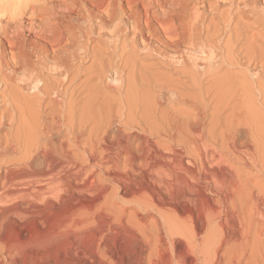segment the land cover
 <instances>
[{
    "label": "bare ground",
    "instance_id": "6f19581e",
    "mask_svg": "<svg viewBox=\"0 0 264 264\" xmlns=\"http://www.w3.org/2000/svg\"><path fill=\"white\" fill-rule=\"evenodd\" d=\"M109 53L115 96L101 84L99 97ZM148 54L168 71L140 64ZM82 71L84 89L100 83L77 82V109ZM0 88V231L67 205L140 242L139 264H264V0H0ZM164 88L183 112L160 107ZM23 89L37 97L25 109ZM78 112L99 118L81 130ZM10 245L0 264L23 252Z\"/></svg>",
    "mask_w": 264,
    "mask_h": 264
},
{
    "label": "rangeland",
    "instance_id": "374dc122",
    "mask_svg": "<svg viewBox=\"0 0 264 264\" xmlns=\"http://www.w3.org/2000/svg\"><path fill=\"white\" fill-rule=\"evenodd\" d=\"M233 1H235V2H238L239 0H233ZM125 37L124 38H126L127 37V35H124ZM129 36L130 35H128V37L127 38H129ZM123 38V37H122ZM126 38V39H127ZM126 39H124L123 41H128V39L126 40ZM121 41H122V39H120ZM225 40V39H224ZM109 52H112V51H109ZM111 54H114L113 52L111 53ZM109 55H110V53H109ZM108 55V56H109ZM152 55H153V57H152ZM148 54L147 55V57H146V55L145 56H142V59H140L139 61H140V64H143V66L144 67H146V68H148L149 70H151V68H152V70H154L155 68H157V69H159V70H162V71H168V70H166V69H168L166 66H161L159 63H161L162 62V60H160V58L158 57V56H156V55H154V54ZM154 56H156V57H154ZM115 61V62H117V58L114 56L113 57V55H110L109 57H108V59H107V65H105V66H108L107 68H109L110 70H106V67H105V70L104 71H106V73L105 74H108V75H105L104 74V76L107 78V80H106V78L103 76V79L105 80H101V83H100V80L98 81L97 79H94V80H96V81H92V82H89L88 83V86H87V88L88 89H84L83 88V81H84V77H85V73L83 72L84 70H85V68H87L88 66H89V62L90 61H88V62H86V65H85V63H84V65L83 66H86V67H83L84 68V70L82 71V78L80 77L79 79L80 80H76L75 82H73L72 84H73V86H75V87H73L72 86V84H71V86H70V88H68V91H69V89L70 90H72V91H74V88H75V90H76V88L77 87H79V85H80V88L82 87V91L83 90H85V91H83V92H81V93H84V92H86V90L87 91H89V85H91V87L93 86H95L96 85V82L98 81L100 84H98L97 83V85H96V88H97V90H98V92L103 88V90L105 91L106 90V88L105 87H107L108 88V86H107V84L108 85H110V80L108 79V77L109 76H112L111 74H113V72L115 73V71H112L113 69L112 68H110L109 67V63H110V59L111 58ZM158 57V58H157ZM141 58V57H140ZM147 58V59H146ZM154 58V59H153ZM144 59V60H143ZM158 59V60H157ZM112 60V61H113ZM143 60V61H142ZM113 61V62H114ZM161 61V62H160ZM115 62L112 64V66L115 64ZM143 62V63H142ZM151 62H153L152 64H154V65H151ZM88 63V64H87ZM112 63V62H111ZM155 64H157L156 66H155ZM111 66V67H112ZM151 66H153V67H150ZM155 66V67H154ZM161 66V67H160ZM115 67H116V65H115ZM115 67H114V69H115ZM231 70V72H233L234 70L236 71V74L237 73H239V72H243V69H239V71H238V67H231L230 68ZM228 70V72L229 73H231L230 71H229V69L227 68L226 69V71ZM111 71V72H110ZM120 71V72H119ZM235 71L233 72V73H235ZM110 72V73H109ZM126 72V71H125ZM124 71H121V69L119 68V70H117V74L118 73H120L121 74V76L123 77H126V75L124 74L125 73ZM110 74V75H109ZM120 74H118V75H120ZM123 74V75H122ZM113 76H114V74H113ZM43 78H45L44 76H43ZM83 79V80H82ZM82 80V81H81ZM104 81V82H103ZM79 83V85H78V83ZM82 82V83H81ZM105 82H106V84H105ZM108 82V83H107ZM76 83V84H75ZM41 84H44V83H42V82H40L39 83V86L38 87H42V85ZM75 84V85H74ZM101 84H102V88L100 89L98 86L100 85V87H101ZM82 85V86H81ZM103 85H106V86H104L103 87ZM111 85H113V83L111 84ZM45 86V85H44ZM80 88H77V90H76V92H75V94H74V97L75 98H78V102H77V99H75L76 100V102H77V106H76V108L78 107V108H81L82 109V106H84L85 105V103H86V100L87 101H89V97H86V96H89L88 94V92L86 93L87 95H85V94H80L79 92H77L78 91V89L80 90ZM105 88V89H104ZM165 89V88H164ZM23 90H25V91H23ZM22 91H21V93H22V97H24L25 99V101L24 100H22L23 102H24V104L25 105H23V103H21V105L22 106H20V107H22L23 109H25V107L29 104V103H32V101H35L36 99H37V97L35 96H33V92L32 91H30V93L32 94V96L31 95H29L30 93H28L29 91H26L27 89H23ZM103 90H101L100 91V93L97 95V96H99V97H106L105 95H104V92H103ZM109 88L107 89V91L109 92ZM144 89H140L139 91L140 92H144L143 91ZM165 90H167V88L165 89ZM165 90H163V91H161L160 93H159V95H160V97H162V96H164L163 98H160V97H158V98H160L161 100H160V103H162V106L160 105V103H159V105H160V107L161 108H166L167 107V111H172V113L174 112V113H176V115H178V113H179V111L180 112H183L184 111V108H183V110H182V107L184 106L181 102H178V101H174L173 102V100H171V98H169V97H171V96H169V94H170V92L167 90V91H165ZM105 92V94L107 95V93L108 92ZM0 92L2 93V88H0ZM69 92H71V91H69ZM110 92L111 93H113V94H111V93H108V95L110 94L111 95V97H114L115 96V93L113 92V91H111L110 90ZM140 92L138 93L139 94V96H137V97H139V98H137V100H138V107H140L141 108V105L143 104L142 102H144V104L146 103V92L145 93H142V95L143 96H145L144 98L145 99H143V96L141 97L140 95ZM162 92H165V93H162ZM78 93L80 94L79 96H77L78 95ZM161 93L162 94H165V95H162L161 96ZM77 94V95H76ZM103 94V95H102ZM110 95L108 96V97H110ZM113 95V96H112ZM28 96V98H26ZM80 96H82L81 98H80ZM83 96H85V97H83ZM166 96V97H165ZM169 96V97H168ZM29 97H31V99H32V101L30 100L29 101ZM107 97V98H108ZM168 97V98H167ZM83 98V100H82V102L80 101V99H82ZM87 98V99H86ZM157 98V99H158ZM167 100H166V99ZM27 99V100H26ZM35 99V100H34ZM171 101V102H169V101ZM29 101V102H28ZM139 101H141V102H139ZM168 101V102H167ZM84 102V103H83ZM26 103H28L27 105H26ZM79 103H81L80 105H79ZM83 103V104H82ZM139 103H141V105H139ZM169 103V104H168ZM34 103H32V104H30V105H33ZM98 104V103H97ZM97 104L93 107V108H97L98 106H97ZM29 105V106H30ZM165 105H166V107H165ZM171 105V106H170ZM143 106L144 105H142V108H143ZM173 107V108H172ZM77 108V109H78ZM90 109H92V107H89ZM81 109H80V111H81ZM169 109V110H168ZM176 109V110H175ZM180 109V110H179ZM166 110V109H165ZM182 110V111H181ZM28 110H26V113H27V116H28V114H29V112H27ZM77 111H79V110H77ZM76 111V112H77ZM79 111V112H80ZM78 112V116H79V118H80V121H81V118H82V115H83V119H82V121L84 122L85 121V118H84V114H86L87 112H84V113H79ZM170 114H171V112H170ZM180 114V113H179ZM91 115V114H90ZM89 114L87 115H85V117L86 116H89L90 118H91V116H90ZM175 115V114H174ZM32 116V114L30 115V117ZM78 116H77V118H78ZM81 116V117H80ZM93 117H95L94 115H92ZM89 117H86V122L90 119ZM79 118L77 119L78 120V122H79ZM98 115L96 114V120H98ZM88 119V120H87ZM93 119V118H92ZM92 119H90L87 123V125H85V123L84 124H82L81 122H79V123H81V127H83V126H86L85 127V129H87V130H89V128H88V126L89 127H92L93 126V124H94V122L96 121L95 119V121L93 122L92 121ZM76 120V121H77ZM91 121V122H90ZM116 122H118L117 124H116ZM120 121H115V120H113V122H112V124H113V126H111L110 127V129H109V131H110V133L111 132H113L112 130H114L115 128H116V126H118L120 123H119ZM89 123H90V125H89ZM92 123V124H91ZM78 124V123H77ZM92 125V126H91ZM82 129H84V127L83 128H81V130ZM126 129V128H125ZM87 130L86 131H83V133L86 135V136H83L84 138L85 137H87ZM129 130H131V129H127L125 132H127V133H131V135H135L136 134V132L135 131H129ZM134 132H135V134H134ZM38 161V160H37ZM237 165V164H236ZM88 176V177H87ZM87 176H81V178L79 179V180H81L82 182H84L85 181V183H86V181L88 180L89 182H90V176L89 175H87ZM85 179H83V178ZM87 179V180H86ZM81 181H79V182H81ZM81 182V183H82ZM84 183V185H85V189H86V191H85V193H81L82 192V189H81V191H79V198L80 199H85L87 196H89L88 194H90L89 193V191L91 190V188H94V182H92V185H93V187H92V185L90 186L91 188H90V190L88 191V189H89V186L88 185H90L91 184V182L90 183H88L87 182V185ZM80 184V183H79ZM81 185V187H83L82 185L83 184H80ZM86 186H87V188H86ZM84 188H83V190H85ZM88 191V194H86V192ZM93 190H91L90 192H92ZM166 191L167 190H165V192L164 193H162L163 195L162 196H165V194H166ZM84 192V191H83ZM118 192H120L119 190H118ZM84 195V194H86V195H84V197L81 195ZM119 195H121V192L120 193H118ZM170 194H172V192H170L169 193V191H167V194H166V196L165 197H167V195H168V197L167 198H169L170 199V197H169V195ZM92 197H94L95 196V189H94V191H93V193H91L90 194ZM173 195H175V197L173 196L172 197V195H170L171 196V199L172 200H175L176 198H177V196H176V194H173ZM81 196H82V198H81ZM88 197V198H92V197ZM174 198V199H173ZM82 199V200H83ZM122 200H126V198L124 197ZM17 202H20V200H18ZM60 203H61V201L59 200V205H60ZM66 203V202H65ZM43 204H45V203H43ZM58 204V203H57ZM61 204H64V203H61ZM66 205V204H65ZM40 206L41 205H37V207H39L40 208ZM67 206V205H66ZM66 206H64V205H61L60 207H62V208H58L57 210H58V213L56 212L55 213V211L53 212L52 210V207H49V209H50V211L52 212H50L51 214L49 215L48 214V212H47V216L45 215V213H46V211H48L49 209H47L46 207H48V206H45V209H46V211L45 212H41L40 211V213H38L39 212V210H41V208L39 209V208H37V215H40V216H38L37 217V215H36V212H35V209H36V207L31 211V212H34V213H28V219H26V217H24L27 221H25V219H23L22 217H23V215L20 217V219H19V217H17L16 219H18V220H15L14 222L16 223V225H18L19 226V228H21L22 229V227H23V229L21 230V229H19L13 222H12V224L11 225H8L7 224V226L6 227H11V228H13V229H10V228H6V229H4L5 228V225H4V227H2L3 229H1V231H0V233L2 234V236H1V234H0V241L3 243H1L0 242V246L2 247V245H6V246H8L9 247V245L11 246V247H13V248H17V246H19L18 247V249L21 247V251L23 250V252H21V254H18V255H16L17 257L18 256H20V257H18V258H16L15 256V258H13L14 259V261H12V264H108V259L110 258H113V259H111L110 261H114L115 260V262L114 263H119V264H136L135 263V260L137 261V264H139V262H140V258H143V256H145V254H144V252L146 251L145 250V247L144 246H142L141 244H140V242H136L135 244H133V246L132 245H129V243H128V241L126 240V238H124L122 235H114L113 233H111L110 232V234H107V233H109V232H107L106 233V235H108V236H106L105 235V233H102V235L100 234V233H98L99 231H97V229H98V226H99V224H100V220H102L103 219V216H104V213L102 212V211H96V212H94L93 214V217H91V220H90V222H89V224H81V223H79L80 221H81V219L80 218H82V217H77V216H75L72 212H70V211H68L67 210V208H66ZM39 209V210H38ZM61 209V210H60ZM127 209H129V208H127ZM127 209H125L126 211H127ZM56 210V211H57ZM129 211V210H128ZM127 211V212H128ZM102 213V214H101ZM32 215V214H35V215H32V217L34 218H31V216L30 215ZM45 216H44V215ZM150 215H148L149 217L147 218L148 220H151V218L153 217V218H156L157 217V215L154 213H149ZM171 215H173V214H171ZM29 216H30V218H29ZM155 216V217H154ZM93 218V219H92ZM150 218V219H149ZM21 219H23V220H21ZM21 220V221H20ZM23 221H24V223L25 222H27V223H23ZM188 221V220H187ZM19 222H21V223H23V224H18ZM189 222V221H188ZM13 225V226H12ZM20 225H22L21 227H20ZM26 225V226H25ZM17 228H16V227ZM60 226V231L62 232V237L60 238V239H58L57 241L54 239H51V237H52V233H53V231H55L54 229L55 228H58ZM14 228H16V229H14ZM10 229V230H9ZM3 230V231H2ZM95 230V231H94ZM78 232H81V233H79V235H82L81 237L77 234ZM95 234H94V233ZM84 234V235H83ZM92 234L94 235V236H92ZM88 235V236H87ZM100 235H101V238H100ZM74 236V237H73ZM98 236V237H97ZM111 236V237H110ZM115 236H117V237H115ZM78 237H80V238H78ZM95 237V238H94ZM107 237V238H106ZM121 237V238H120ZM3 240H2V239ZM97 238H99V239H97ZM123 238V239H122ZM79 239V240H78ZM96 239V240H95ZM101 240V241H100ZM123 240H126V241H123ZM5 242V244H4V242ZM103 241V242H102ZM91 242V244H89ZM93 242V243H92ZM126 242L128 243V244H126ZM7 243V244H6ZM86 245H85V244ZM139 243V244H138ZM13 244V245H12ZM15 244V245H14ZM18 244V245H17ZM17 245V246H16ZM88 245V246H87ZM127 245V246H126ZM135 245V246H134ZM139 245V246H138ZM5 246V247H6ZM134 249V250H132L131 249V247ZM4 247V246H3ZM98 247V248H97ZM135 247V248H134ZM139 247H140V249H139ZM141 247H142V249H141ZM144 247V248H143ZM88 248H89V250H88ZM177 249H178V247H176ZM97 249H99V252L97 253V252H95V250H97ZM141 250V251H139V250ZM144 249V250H143ZM94 251V253H90L87 257H85V256H83L82 255V252H87V253H89L88 251ZM138 252H137V251ZM132 251H134V252H132ZM135 251H136V253H135ZM143 251V252H142ZM132 252V253H131ZM141 252V253H140ZM139 253V254H138ZM146 253V252H145ZM75 254H76V256H75ZM132 254H134V255H132ZM138 254V255H137ZM140 254H142V256H139ZM144 254V255H143ZM137 256H138V258L139 259H136L137 258ZM136 257V258H135ZM12 259V260H13ZM108 260V261H107ZM121 262V263H120ZM113 263V262H112ZM140 264H143V261H141V263Z\"/></svg>",
    "mask_w": 264,
    "mask_h": 264
}]
</instances>
